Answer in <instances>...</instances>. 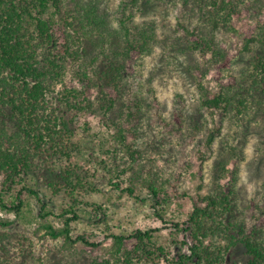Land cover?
Wrapping results in <instances>:
<instances>
[{
  "label": "trees",
  "instance_id": "1",
  "mask_svg": "<svg viewBox=\"0 0 264 264\" xmlns=\"http://www.w3.org/2000/svg\"><path fill=\"white\" fill-rule=\"evenodd\" d=\"M142 1L171 2L191 11V17L199 12L210 24L208 32L183 25L187 37H179L177 44L186 55L209 53L215 66L219 87L207 91L202 108L250 115L253 105L264 104V22L255 35L244 36V50L251 52V43L256 48L248 62L252 73L245 71L239 83L222 75L234 60L215 39V32L221 26L234 28L243 0H123L120 16L115 15L116 25L103 0H0V211L13 214L11 219L0 218V264H30L25 254L32 248V237L22 234L16 239L11 227L16 220L26 219L32 199L40 207L35 238L62 239L67 249L80 242L97 245L71 231L72 221L79 218L80 191L88 194L96 189L83 181L71 163L79 147L76 123L80 116L95 113V104L104 112L113 110L122 92L125 62L133 52L148 55L153 51L155 23L132 20L133 10ZM137 106L136 111L128 109V118L141 112ZM213 138L212 133L207 144ZM116 139L134 161V151L120 125ZM222 169L226 171L225 164ZM51 171L54 177L48 176ZM124 171L119 169L117 174ZM40 178L56 196L67 193L72 203L59 213L47 209L43 192L36 186ZM142 180L149 188L156 216L167 225L111 233L110 257L89 264H227L233 252L245 257L233 264H264V220L257 224L258 216L253 223L246 222L231 182L219 183L211 192L192 198V209L182 225L166 221L156 207L165 202L161 189L150 179ZM113 185L119 187L116 182ZM127 191L132 194L134 188ZM52 218L61 223L54 224ZM164 228L182 236L178 251L156 236Z\"/></svg>",
  "mask_w": 264,
  "mask_h": 264
},
{
  "label": "rangeland",
  "instance_id": "2",
  "mask_svg": "<svg viewBox=\"0 0 264 264\" xmlns=\"http://www.w3.org/2000/svg\"><path fill=\"white\" fill-rule=\"evenodd\" d=\"M103 1L116 25L115 15L120 16L123 0ZM243 1L239 19L232 23L234 28L221 26L215 32V39L234 60L232 68L222 75L236 83L247 75L245 71L252 73L248 62L256 48L251 43V52L244 50V36L255 35L264 22V0ZM133 11L134 23H155L157 41L153 51L148 55L133 52L125 62L122 92L113 110L104 112L95 104V113L80 116L76 123L75 140L79 147L71 163L83 181L91 182L96 189L74 195L79 218L72 221L71 231L97 245L80 242L67 249L62 239L35 238L33 231L39 225L35 218L40 207L32 199L26 219L16 220L11 227L16 239L22 234L32 237V248H27L25 254L30 264H89L94 259L110 257L111 233L166 226L156 216L149 188L142 179L152 180L161 189L165 202L156 207L166 221L183 225L192 209V198L227 181L234 185L238 209L246 222L251 224L258 216L257 224L264 220V104L253 105L250 115L202 108L207 91L219 87L215 66L209 53L186 55L177 44L179 37H187L183 25L208 32L210 24L199 12L191 17V11L171 2L164 5L142 1ZM91 95L94 97L95 92ZM137 103L141 112L128 118V109L136 111ZM118 125L134 151V161L117 144ZM212 133L214 138L209 145L207 139ZM122 168L125 171L117 174ZM51 172L48 176L54 177L55 172ZM36 186L43 192L47 209L54 213L73 201L65 192L56 196L41 178ZM128 187L134 188L132 194ZM82 200L87 204H81ZM6 217L11 219L13 214L0 211V218ZM52 222L61 223L58 218H52ZM262 227L264 230V224ZM156 236L178 251L182 236L174 230L164 228ZM244 258L240 252H233L227 264L242 262Z\"/></svg>",
  "mask_w": 264,
  "mask_h": 264
}]
</instances>
